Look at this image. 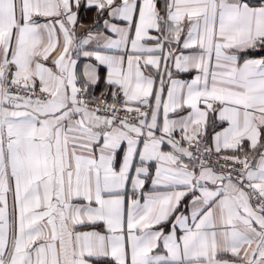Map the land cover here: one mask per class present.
<instances>
[{
  "label": "snow or ice",
  "instance_id": "snow-or-ice-1",
  "mask_svg": "<svg viewBox=\"0 0 264 264\" xmlns=\"http://www.w3.org/2000/svg\"><path fill=\"white\" fill-rule=\"evenodd\" d=\"M0 264H264V0H0Z\"/></svg>",
  "mask_w": 264,
  "mask_h": 264
},
{
  "label": "crops",
  "instance_id": "crops-1",
  "mask_svg": "<svg viewBox=\"0 0 264 264\" xmlns=\"http://www.w3.org/2000/svg\"><path fill=\"white\" fill-rule=\"evenodd\" d=\"M87 19H88L87 17H84L83 15L81 16V20H82V21L87 22ZM183 78H184V79H189L190 77L186 75V76H184ZM98 94H99V93L97 92V95H98ZM224 126H226V125H224ZM218 130H219V129H218Z\"/></svg>",
  "mask_w": 264,
  "mask_h": 264
}]
</instances>
